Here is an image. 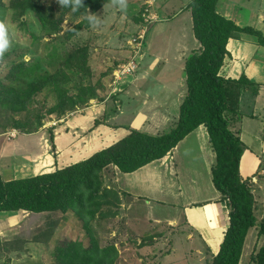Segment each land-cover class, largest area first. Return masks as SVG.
Listing matches in <instances>:
<instances>
[{"label":"trees","instance_id":"obj_1","mask_svg":"<svg viewBox=\"0 0 264 264\" xmlns=\"http://www.w3.org/2000/svg\"><path fill=\"white\" fill-rule=\"evenodd\" d=\"M108 1L60 0L58 13L42 0H13L11 5L21 13L32 11L47 36L62 33V24L70 20L73 24L61 36L62 40H68L83 27L93 24L94 18L89 14L93 15ZM217 4L218 0H191L188 5L194 35L201 48L186 60L187 94L180 106L178 121L169 131L151 134L130 128L129 134L113 145L54 172L8 181L0 175V212L71 213L82 222L91 245L85 247L79 241L60 242L54 251L55 264H117L116 246L100 247L92 227L101 218L118 216L117 210L122 204L119 192L106 186L105 172L114 166L121 172L131 173L161 159L201 125L206 126L216 153L213 183L229 210V225L218 253L209 264H240L247 235L253 228H258L259 237L264 239V218L259 222L255 214L252 177L244 178L240 173L245 146L233 130V123L240 115L242 94L247 89L258 93L257 84L245 75L239 79L220 75L231 38L248 33L264 46V34L251 26L241 27L221 15ZM57 52L55 50L52 57L58 55ZM87 57L88 49L79 47L53 72L43 70L39 59L31 64L24 61L15 64L8 76L11 83L7 85L0 79V108L13 113L27 111L24 119L13 118V127L23 132L37 131L45 115L62 117L97 99L93 85L76 84L74 94L68 88L79 71L88 72ZM46 87L53 88L56 103L45 114H31L29 106L34 102L33 97ZM52 235L53 232H48L46 242ZM15 243V240L3 242L0 239V252L19 249L14 247ZM249 264H264V244L251 255Z\"/></svg>","mask_w":264,"mask_h":264},{"label":"crops","instance_id":"obj_2","mask_svg":"<svg viewBox=\"0 0 264 264\" xmlns=\"http://www.w3.org/2000/svg\"><path fill=\"white\" fill-rule=\"evenodd\" d=\"M190 1L158 0L156 9L162 20L155 25L154 39L146 43L145 54L149 57L142 63L139 75L127 79L126 84L118 85L116 97L119 100L116 106L110 107L107 102L92 103L85 108H78L70 116L60 118L58 125L53 128L56 154L54 156L46 151V162L41 166L33 167L30 164L40 154L28 156L27 146L32 142L39 144L45 134L18 133L14 138H8L7 134L0 135L2 178L8 181L54 172L113 145L129 134L130 128L162 134L174 127L187 94L186 60L201 48L194 35L192 14L188 9ZM217 12L241 27L251 26L264 34V0H218ZM227 51L220 75L232 79L245 75L257 84L258 93L254 94L250 89L251 100L244 99L249 89L242 94L240 115L233 123L245 146L240 173L244 178L253 177L259 168L260 151L264 147V115L260 114L256 118V114L264 113V46L259 44L256 36L240 33L228 41ZM250 109L253 111L250 112ZM250 120L258 121L259 124L255 125L254 131L247 132L248 128L254 127ZM97 121L100 123L96 124ZM245 134L252 136L249 145L245 141ZM215 161L216 153L207 128L201 125L165 157L134 172L124 173L117 167H110L104 174L105 183L108 188L119 192L121 209L128 213L129 218L136 214L145 215L143 218L148 224L158 227L166 225L171 230L183 223L190 230L186 237L193 238L196 233L206 245L205 252L214 256L220 249L229 225L227 202L222 201L223 196L213 183L212 168ZM201 162L208 176L205 181L208 194L205 197L200 194V182L192 178L193 175H199ZM28 164L32 170L24 169ZM20 165L23 168L21 171L18 169ZM4 169L7 170L6 175ZM18 174L21 176L18 177ZM185 184L191 187L194 197L185 195L182 189ZM26 214L27 211L23 210L16 213L0 212L1 241L17 238V230L20 224L26 222ZM251 231L247 235L240 264H249L255 252L254 247L249 249ZM255 238L258 241L263 239L258 233ZM256 242L254 246L258 249ZM152 246L149 243L141 246V249L147 253L149 247L155 250ZM174 251L167 256L172 257Z\"/></svg>","mask_w":264,"mask_h":264},{"label":"rangeland","instance_id":"obj_3","mask_svg":"<svg viewBox=\"0 0 264 264\" xmlns=\"http://www.w3.org/2000/svg\"><path fill=\"white\" fill-rule=\"evenodd\" d=\"M12 1L0 0V24L8 30L9 37V47L0 55V79L5 84H10L11 79L8 76L12 67L23 61L31 64L35 62L34 59L40 60L43 70L47 69V71L53 72L75 49L85 47L88 49L87 67L89 70H87L88 72L79 71L73 82L68 84V88H70L71 94H74L77 91L76 84H90L97 89L98 98L90 100L87 105L79 109L90 106L92 103L106 104L107 102L110 107L117 105L116 101L119 99L116 97V88L122 83H128L127 79L130 80L132 77L139 75L142 63L149 57L145 54L146 43L151 38L154 39L155 25L160 21H153L152 24L144 22L142 17L144 0H109L93 15L89 14L97 22L83 27L71 39L62 40L61 36L64 31L70 29L73 22L66 20L62 24V33L47 36L34 13L32 11L21 13L18 8L12 7ZM42 3L52 6L57 13L59 11L58 7L61 5L60 0H42ZM55 50L58 51V55L52 57ZM137 52L139 53L137 54L138 65L135 71L131 74L121 75V69L123 70L130 61L131 56ZM251 98L252 93L249 89L244 99L251 100ZM33 100L34 102L29 106L31 114L37 112L45 114L56 103V94L52 87H46L42 92L36 94ZM260 107L263 110L262 106ZM76 111L78 110L62 117H58L56 114H47L43 119L42 126L37 131L24 130L23 132L13 127L12 120L13 118L16 120L24 119L27 111L13 113L11 110L6 111L5 108H0V135L7 134L8 138H14L12 132H15L16 135L18 133L45 134V138H41L42 141L40 140L39 144L32 142L27 146L28 156L40 154L30 164L33 167L36 165L41 166L46 162V151L54 156L56 154L52 139L54 137L53 128L58 125V120L70 116ZM251 111L253 109H250ZM260 114L264 115L261 112L256 114V118ZM249 122L253 123L254 127L248 128L247 132L254 131L255 125L259 122L252 120ZM233 130L236 132L234 126ZM248 134H245V141L249 145L252 143V136ZM43 152H45L44 155ZM260 152V165L256 174L252 177L256 197L255 214L259 222L264 218V147ZM28 160H31V158H28ZM199 164V175H193L192 178L200 182V188H198L200 194L205 197L208 194L205 186L208 176L203 163ZM18 169L23 170L21 165ZM24 169L29 171L33 168L28 164ZM5 171L7 170L4 169L3 171L6 175L7 172ZM19 176L21 175L18 174ZM201 182L204 184L203 186ZM182 189L186 196H195L191 187L187 184ZM121 208L120 205V210H117L119 214L115 218H101L92 224L94 237L100 247L113 244L118 249L117 264L210 263L213 255L211 256L208 251L205 252L206 245L198 238L196 233L192 236L193 238L186 237L190 234V230H187L183 223L172 227L173 230L166 225L158 227V225L148 224V221L143 218L145 215L136 214L131 215L129 218L128 213L126 214ZM26 216V222L20 224V228L17 230V238L13 239L16 242L14 247L19 249L9 253L0 252V264H7L8 262L10 264H55L54 251L60 242L79 241L85 247L91 245L90 236L85 231L82 222L71 213L35 214L27 211ZM48 232H53V235L46 242ZM251 232L249 249L252 250L254 247L256 251L258 249L254 246L255 241H257V247H260L264 244V239L256 240L258 228H253ZM37 238L41 241H36ZM149 243L154 245L152 247L155 250L149 247V251L144 253L141 248ZM175 248H177L176 251H174ZM171 251H174V255L169 258L167 255Z\"/></svg>","mask_w":264,"mask_h":264},{"label":"built area","instance_id":"obj_4","mask_svg":"<svg viewBox=\"0 0 264 264\" xmlns=\"http://www.w3.org/2000/svg\"><path fill=\"white\" fill-rule=\"evenodd\" d=\"M157 2L158 0H144V3L142 4V17L144 19V22L147 24H152L156 20H160V16L158 15L156 8H157ZM156 5V6H155ZM154 21V22H153ZM140 38V36H139ZM138 52L131 56L130 61L125 65L123 68L122 74H131L135 71L137 68V58H138ZM13 137H15L16 133L12 132Z\"/></svg>","mask_w":264,"mask_h":264},{"label":"clouds","instance_id":"obj_5","mask_svg":"<svg viewBox=\"0 0 264 264\" xmlns=\"http://www.w3.org/2000/svg\"><path fill=\"white\" fill-rule=\"evenodd\" d=\"M93 22H97L93 19ZM9 47L8 30L4 25L0 24V55Z\"/></svg>","mask_w":264,"mask_h":264}]
</instances>
